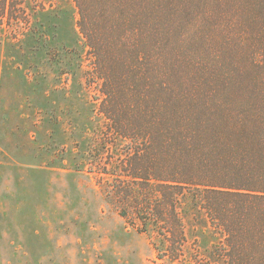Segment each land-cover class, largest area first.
<instances>
[{"label": "trees", "instance_id": "obj_1", "mask_svg": "<svg viewBox=\"0 0 264 264\" xmlns=\"http://www.w3.org/2000/svg\"><path fill=\"white\" fill-rule=\"evenodd\" d=\"M42 1L0 0V30ZM73 2L117 142L105 200L177 262L190 195L218 236L198 264H264V0Z\"/></svg>", "mask_w": 264, "mask_h": 264}, {"label": "rangeland", "instance_id": "obj_2", "mask_svg": "<svg viewBox=\"0 0 264 264\" xmlns=\"http://www.w3.org/2000/svg\"><path fill=\"white\" fill-rule=\"evenodd\" d=\"M28 13L0 30V264H198L218 236L190 195L177 262L157 256L152 226L105 200L117 142L99 131L102 95L73 0Z\"/></svg>", "mask_w": 264, "mask_h": 264}]
</instances>
